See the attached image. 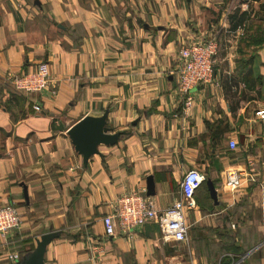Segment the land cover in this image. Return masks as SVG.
<instances>
[{"label":"crops","instance_id":"0c3cea01","mask_svg":"<svg viewBox=\"0 0 264 264\" xmlns=\"http://www.w3.org/2000/svg\"><path fill=\"white\" fill-rule=\"evenodd\" d=\"M228 3L0 0V208L14 207L21 223L0 236V264H12L14 253L22 258L50 232L58 236L46 246L44 264H264V122L255 115L264 111V84L259 95L244 93L252 100L240 99L246 90L240 82L235 96L224 92L225 80L239 79L245 29L228 31ZM258 4L264 0L241 10L259 16ZM210 37L218 51L223 44L214 67L219 86L197 87L184 108L176 88L178 52ZM253 54V70L264 79V45ZM42 62L49 87L16 93L11 77ZM105 112L108 127L121 136L114 146H100L84 167L67 131ZM248 161L256 181L229 192L225 171L245 170ZM192 168L211 180L217 204L203 183L185 212L182 251L153 222L105 237L101 219L114 199L138 192L164 210Z\"/></svg>","mask_w":264,"mask_h":264},{"label":"built area","instance_id":"2783aa9c","mask_svg":"<svg viewBox=\"0 0 264 264\" xmlns=\"http://www.w3.org/2000/svg\"><path fill=\"white\" fill-rule=\"evenodd\" d=\"M218 42L214 37L193 40L178 52L179 62L175 69L176 88L183 97L184 108L190 107L191 92L197 87L219 86L215 78V62ZM51 83L48 64L42 62L33 70L15 74L11 77L12 89L21 95L40 94ZM33 110L40 114L42 108L34 104ZM256 116L264 122V111H257ZM228 146L235 150L237 143L229 140ZM247 169H227L222 179V185L229 192L236 194L243 183H254L256 176L251 170L255 166L247 162ZM205 182V176L196 169L185 172L179 180V197L164 210L157 211L149 198L142 197L138 192L123 194L114 199L110 205L111 211L102 219L105 237H112L116 231L127 233L145 223L153 222L158 226L160 236L165 242L184 243L187 241V225L185 212L193 207L195 192ZM20 217L14 207L0 208V236H6L20 226ZM12 264L21 259L14 253L9 257Z\"/></svg>","mask_w":264,"mask_h":264},{"label":"trees","instance_id":"16d2710c","mask_svg":"<svg viewBox=\"0 0 264 264\" xmlns=\"http://www.w3.org/2000/svg\"><path fill=\"white\" fill-rule=\"evenodd\" d=\"M260 0H229L228 3V13L226 16V21L229 24L228 31L236 32L237 29L242 28L245 25L243 34L239 37V44L242 47H239L237 53L239 58L236 62L237 71H239V79L230 77L228 80H225L222 84L224 92L230 97H233L237 92H233L234 89H238L239 82L243 85L245 91L241 93L240 99L242 100H252L250 97L245 95L249 91H257L258 95L260 94V89L263 87L264 79L261 75L256 74L253 70V64L255 60V55H249L250 50L253 53L264 45V4L259 5V14L257 12H252L250 10L242 11L241 6L243 4L249 5L253 2L259 3ZM252 53V52H251ZM257 89V90H255ZM235 90V91H236ZM245 93V94H244ZM243 94V95H242ZM214 137L217 134V130L213 132ZM32 250L25 252L24 255L29 254ZM236 254V250H232ZM236 260V258H234ZM230 262H227L229 264Z\"/></svg>","mask_w":264,"mask_h":264},{"label":"water","instance_id":"95a60500","mask_svg":"<svg viewBox=\"0 0 264 264\" xmlns=\"http://www.w3.org/2000/svg\"><path fill=\"white\" fill-rule=\"evenodd\" d=\"M35 4H38L35 2ZM107 112L99 117H83L75 123L67 131L68 139L74 148L76 154L82 156V162L84 167L87 166L88 161L93 155H98V148L100 146H114L119 141L121 133H113V130L108 127L106 123ZM204 185L207 186L210 193V197L213 202H216V189L210 179L205 180ZM147 195L152 196L155 193V187L153 184V178L148 177L146 180ZM24 195L26 197V190ZM58 234L54 232L46 233L36 241L35 248L29 253L24 255L15 264H44V254L46 246L50 244Z\"/></svg>","mask_w":264,"mask_h":264},{"label":"rangeland","instance_id":"374dc122","mask_svg":"<svg viewBox=\"0 0 264 264\" xmlns=\"http://www.w3.org/2000/svg\"><path fill=\"white\" fill-rule=\"evenodd\" d=\"M245 9H248V8H245ZM217 19H218V18H217ZM216 22H217V21H216ZM216 36H217V39H218V38H219V37H218L219 35H216ZM220 39H221V38H220ZM220 45H221V46H220V49H219V51H217V54H216V55H217V56H216V62H215L216 65H218V63H220L221 58L223 57V53H224V52H223V47H222L223 44H222L221 42H220ZM251 52H252V53H251ZM247 54H248V56H249V55H254L252 50H250ZM174 245H176V244H174ZM182 245H183V244L178 243V244L176 245V246H178L177 249L182 251Z\"/></svg>","mask_w":264,"mask_h":264}]
</instances>
